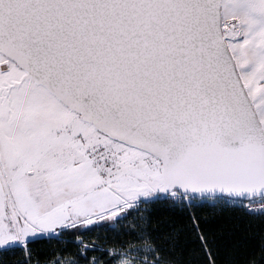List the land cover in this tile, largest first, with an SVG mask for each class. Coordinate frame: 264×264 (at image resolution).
I'll use <instances>...</instances> for the list:
<instances>
[{
    "label": "snow or ice",
    "instance_id": "snow-or-ice-1",
    "mask_svg": "<svg viewBox=\"0 0 264 264\" xmlns=\"http://www.w3.org/2000/svg\"><path fill=\"white\" fill-rule=\"evenodd\" d=\"M0 264H264V0H0Z\"/></svg>",
    "mask_w": 264,
    "mask_h": 264
}]
</instances>
